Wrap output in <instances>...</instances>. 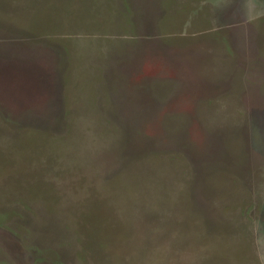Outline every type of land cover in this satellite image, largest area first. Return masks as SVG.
<instances>
[{"label": "rangeland", "instance_id": "1", "mask_svg": "<svg viewBox=\"0 0 264 264\" xmlns=\"http://www.w3.org/2000/svg\"><path fill=\"white\" fill-rule=\"evenodd\" d=\"M0 264H264V0H0Z\"/></svg>", "mask_w": 264, "mask_h": 264}]
</instances>
